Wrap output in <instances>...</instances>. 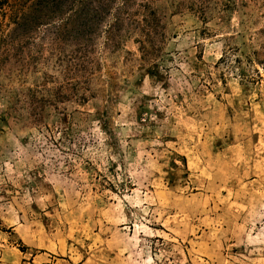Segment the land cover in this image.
Returning <instances> with one entry per match:
<instances>
[{
    "label": "rangeland",
    "instance_id": "obj_1",
    "mask_svg": "<svg viewBox=\"0 0 264 264\" xmlns=\"http://www.w3.org/2000/svg\"><path fill=\"white\" fill-rule=\"evenodd\" d=\"M53 1L0 0V264H264V0L105 2L79 93Z\"/></svg>",
    "mask_w": 264,
    "mask_h": 264
},
{
    "label": "trees",
    "instance_id": "obj_2",
    "mask_svg": "<svg viewBox=\"0 0 264 264\" xmlns=\"http://www.w3.org/2000/svg\"><path fill=\"white\" fill-rule=\"evenodd\" d=\"M65 1L67 0H54L53 4L54 6L59 7L60 3ZM134 1L135 0H72L69 8L71 17L66 18L65 23L63 19L57 22L59 27L65 26L70 23V21L73 25L75 23L72 31H75L77 35L69 40H71L73 44L70 71L72 76H74V82L72 85L76 93H79L81 89L90 92L91 83L93 81L92 75L97 70V63L95 62L94 57H92V51L96 46L92 35L97 34V28L101 25L99 22L101 19L99 9L103 10L105 2L112 4L111 10L114 13H109L111 14L109 21L102 25L100 29V33L107 35L104 44L108 45L110 41H114L116 33L117 38H119L118 31L119 27H121L120 25H124V23L127 24V30H129L128 28H133L135 15L131 13L130 9L134 4ZM41 2H43V0H41ZM142 20L143 27L150 25L148 16H145ZM95 22L97 23L94 24ZM77 36H81L82 39L77 38ZM61 40H63V36L57 32L54 41L58 44ZM226 58L227 55L223 56L221 61ZM236 61L241 63L239 58H237ZM81 98L85 100L87 99V95L83 94ZM103 127L106 133L110 134L106 121H104Z\"/></svg>",
    "mask_w": 264,
    "mask_h": 264
}]
</instances>
